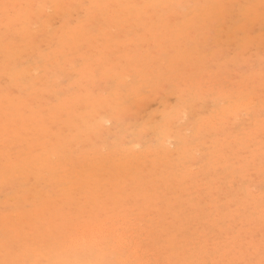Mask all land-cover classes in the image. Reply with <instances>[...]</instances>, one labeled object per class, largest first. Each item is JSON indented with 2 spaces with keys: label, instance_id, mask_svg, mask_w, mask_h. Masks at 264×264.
Wrapping results in <instances>:
<instances>
[{
  "label": "rangeland",
  "instance_id": "rangeland-1",
  "mask_svg": "<svg viewBox=\"0 0 264 264\" xmlns=\"http://www.w3.org/2000/svg\"><path fill=\"white\" fill-rule=\"evenodd\" d=\"M33 1L0 0V155L7 158L0 163V175L10 161L21 165L36 156L41 166L44 148L28 145L32 131L27 128L40 116L62 140H71L69 150L62 147L66 156L53 159L48 178L28 165L12 172L19 179L0 178V212L15 219L0 227V252L15 241L9 252L21 249L27 234L21 232L20 243L8 229L20 219L40 218L34 214L37 203L64 193L70 206L58 208L54 202L47 207L52 213L44 209V215L81 217L79 224L110 218L127 226L125 240L131 247L116 241V248L131 256L141 247V264L153 255L159 259L153 264L168 259L171 264L258 261L264 254V222L252 228L247 220L264 193V161L259 159L264 152V0H35L40 5L32 6ZM69 33L73 42L66 40ZM7 98L11 107L3 109ZM3 121L5 128L14 123L15 129L4 134ZM47 137L37 138L51 143ZM96 156L112 167L122 161L125 169L142 170L139 193L131 190L133 183L123 199L115 197L121 195L125 175L117 181L119 194L106 176L101 193L106 199L77 191L75 184L87 180ZM167 174L165 184L161 178ZM26 194L29 198L22 200ZM245 226L252 228L248 235ZM241 227L245 243L236 250L229 238ZM167 228L178 235L176 242L187 245L185 255L171 248ZM55 239L45 238L48 250ZM59 254L54 249L51 264L61 260Z\"/></svg>",
  "mask_w": 264,
  "mask_h": 264
},
{
  "label": "bare ground",
  "instance_id": "bare-ground-1",
  "mask_svg": "<svg viewBox=\"0 0 264 264\" xmlns=\"http://www.w3.org/2000/svg\"><path fill=\"white\" fill-rule=\"evenodd\" d=\"M23 2V0H21ZM27 1V0H26ZM35 1V0H34ZM32 2V6L34 3H36L37 1L39 2V0H37L36 2ZM45 1V0H43ZM16 2H19V0H16ZM48 2V1H46ZM142 2V1H141ZM21 3V2H20ZM19 3V4H20ZM116 3V2H115ZM128 3V2H126ZM125 3V4H126ZM24 4V3H22ZM37 5L39 3H36ZM34 4V6L36 5ZM99 4V3H98ZM117 4V3H116ZM36 5V6H37ZM40 5V4H39ZM17 6V5H15ZM45 7L46 6V3H45ZM61 7V5H60ZM102 7V6H101ZM30 8V7H29ZM27 8V9H29ZM34 8V7H33ZM31 9V8H30ZM35 9V8H34ZM26 10V9H25ZM24 10V11H25ZM32 10V9H31ZM38 10V8H37ZM34 11V10H33ZM26 12V11H25ZM24 12V13H25ZM30 13H32V11H29ZM24 13L22 15H24ZM28 13V12H27ZM29 13V14H30ZM35 15V14H34ZM34 15H32L33 19L35 18ZM31 16V15H30ZM117 18V17H116ZM31 19V18H30ZM32 19V20H33ZM25 20V19H24ZM27 21V19H26ZM120 22V20H118ZM123 21V20H122ZM121 21V22H122ZM25 22V21H24ZM117 22V24L119 23ZM25 24V23H24ZM32 26V25H31ZM28 30V29H27ZM67 30V29H66ZM112 30V29H111ZM30 31V30H29ZM17 32V31H16ZM74 32V31H73ZM80 32V31H77V33ZM72 33V32H71ZM69 33V36L66 37V40L67 39H70L71 42H73L75 39L73 36L74 34H71ZM82 33V32H81ZM44 35V34H43ZM76 35V34H75ZM134 36V35H133ZM10 37V36H9ZM55 38V37H54ZM58 38V37H57ZM65 38V37H64ZM63 38V40H65ZM60 40V38H59ZM62 40V39H61ZM35 42V41H34ZM59 42V41H58ZM2 45V44H1ZM11 47V46H10ZM13 47V46H12ZM11 50V49H10ZM9 50V51H10ZM160 51V50H159ZM14 52V51H13ZM15 53V52H14ZM87 53V52H86ZM155 54V53H154ZM26 56V55H25ZM10 58V57H9ZM8 58V59H9ZM74 60V59H73ZM155 60V59H154ZM156 61V60H155ZM10 61H9V65H7L6 67H8L7 69L11 68L10 66ZM172 63V62H171ZM12 65V64H11ZM68 66V65H67ZM15 67V66H14ZM6 71V69H5ZM9 72V71H8ZM6 73V74H9V73ZM16 73V72H15ZM20 73V72H19ZM19 73H16V74H19ZM36 73V72H35ZM30 74V73H29ZM28 74V75H29ZM87 74V73H86ZM22 75V74H21ZM20 76V74L18 75ZM48 76V75H47ZM28 77V76H27ZM30 77V75H29ZM32 77V76H31ZM11 78V77H9ZM7 78V79H9ZM20 79V78H18ZM43 79V78H42ZM8 81V80H7ZM16 81V80H15ZM45 82V81H44ZM22 83V82H21ZM18 85L21 86V84L18 82ZM32 86V85H31ZM176 86V85H175ZM22 88V86L20 87ZM18 90V89H17ZM157 91V90H156ZM161 91V90H160ZM159 91V93H160ZM16 92V91H15ZM196 94V93H195ZM160 95V94H158ZM202 95V94H201ZM157 96V95H155ZM154 96V97H155ZM8 98L10 96H7ZM6 99V103L2 106L3 109H10L9 107V99ZM155 100V98H154ZM31 101V100H30ZM32 102V101H31ZM65 102V101H64ZM88 102V101H87ZM30 104V103H29ZM253 104V103H251ZM249 104V105H251ZM64 105V104H63ZM92 105V104H91ZM248 105V106H249ZM101 106V104H100ZM168 106V105H167ZM30 107V106H29ZM239 107V106H238ZM251 107V106H250ZM47 108V107H46ZM61 109V108H60ZM102 109V108H101ZM170 109V108H169ZM12 110V109H11ZM14 110V109H13ZM93 110V108H92ZM90 110V112L92 111ZM62 111V110H61ZM13 113L15 112L12 111ZM35 112V111H33ZM108 112V111H107ZM110 112H111V115L113 114V116H115L114 114V110L113 108L110 109ZM62 113V112H61ZM95 113V112H93ZM102 113V112H101ZM91 114V113H90ZM103 114H104V111H103ZM89 115V114H88ZM92 115V114H91ZM232 115V114H231ZM241 115V114H240ZM99 116V115H98ZM60 117V115H59ZM70 117V116H69ZM156 117V116H155ZM170 117V116H169ZM77 118L79 119L80 121V118L81 116L78 115ZM98 118V117H96ZM217 118V117H216ZM239 118V116H238ZM171 119V118H170ZM94 119L92 118L91 121H93ZM97 120V119H96ZM172 120V119H171ZM5 121V120H4ZM3 123L1 124L3 127L2 130H4V134L8 132V130H14L15 128V124L14 123H9V128H5V124L6 123ZM59 121H62L61 120V117L59 118ZM86 121V120H85ZM106 121H110V119H107ZM179 121V120H178ZM177 121V122H178ZM111 122V121H110ZM104 123V122H103ZM108 123V122H106ZM70 124V123H69ZM75 124H78V123H75ZM81 124V122H80ZM88 124V123H87ZM86 124V126H87ZM109 124V123H108ZM207 124V123H206ZM233 124V123H232ZM168 125V124H167ZM79 126V124H78ZM85 126V125H84ZM88 126H90L88 124ZM18 127V126H16ZM101 128L103 127L100 126ZM170 127V126H169ZM27 128L28 130L31 132L32 131V135H31V138H30V143H28V145H31V144H36V145H39V146H43L44 148V153H45V158H43L41 160V166L40 165V162L39 160L37 159L38 157H34L33 160L31 161H28L27 163H24V164H21L19 162H14L13 163L10 161L7 165H5V169H6V172L2 173L3 175L1 176L0 175V178L1 179H4V178H10V179H16L18 177L17 174H13L12 175V172L14 171V169H22L24 168L26 165L32 167L34 170L35 169H39L41 170L42 172H40L41 174L42 173H45L44 176H46V173L50 172L53 168H52V161L53 159H58V158H63L64 156H66V152H62V147L65 146V150H69V144H70V141L71 139H64L62 140V136L59 137L57 136V133L51 131L50 127H48L47 123H46V120L45 118H43L42 116H40V118H36L35 121H33L32 123H30V125L28 126L27 125ZM71 129L73 128V125L70 127ZM99 128V129H101ZM209 128V127H208ZM112 129V128H111ZM116 129V127H115ZM48 130L49 132H51L50 134H48ZM75 130V129H73ZM77 130V129H76ZM206 130V129H205ZM82 131V130H80ZM102 131H105V130H102ZM114 131V130H113ZM88 132V131H87ZM98 132V131H97ZM71 133V132H70ZM60 134V133H59ZM75 134V133H74ZM79 134V133H78ZM76 137H82L81 135H78ZM94 134V133H93ZM40 135H43V137L46 139V137L49 139L50 137H52V141L51 143H47V144H44V143H40L38 138ZM51 135V136H50ZM76 135V134H75ZM84 135V133L82 134ZM70 136V135H69ZM68 136V137H69ZM66 137V136H64ZM59 138H61V140H59ZM71 138V137H69ZM88 138V137H87ZM111 138V137H110ZM73 139V138H72ZM76 139V138H75ZM80 140V139H79ZM82 140V139H81ZM80 140V141H81ZM88 139H85V141H87ZM162 142H163V139H161ZM61 141V142H60ZM78 141V140H77ZM166 142V140H165ZM164 142V143H165ZM85 146L87 143H83ZM121 144V143H120ZM123 144V143H122ZM17 147H20L18 146V144H16ZM25 146V145H24ZM35 146V145H34ZM119 146V145H118ZM164 146H167V145H164ZM159 147V146H158ZM156 147V148H158ZM21 148V147H20ZM23 149H26V148H29V147H22ZM40 148V147H39ZM38 148V149H39ZM71 148L73 149V146L70 147V150ZM135 148V147H134ZM170 149V148H169ZM43 150V149H42ZM74 150V149H73ZM73 150H71L73 152ZM167 150V149H166ZM163 152V150H161ZM168 151V150H167ZM75 152V151H74ZM154 152H155V155H159L160 154V151H159V148L158 150L154 149ZM174 152V151H173ZM43 153V154H44ZM165 154V153H164ZM152 155V154H150ZM170 154H168L169 156ZM43 156V155H42ZM41 156V157H42ZM72 156V155H71ZM78 156V155H77ZM81 156V155H80ZM83 156V155H82ZM99 156V155H98ZM96 156L95 158H93V161L91 159L88 158V160H91V162L89 163V161L87 160V162L89 163V167H88V173L89 175H87V180L83 183V182H78L76 183V187L75 189L81 193H93L95 196L94 198L98 201L100 200H103V199H106L108 197V195H105V196H102L101 193H102V190L104 188V185H105V178L106 176L109 178V181L111 182V185L112 187L114 188V191L116 192V194H119V189H117L118 187V182L117 181H120L119 179L122 178L123 175L127 176V178H125L126 180H124V182L126 183L123 188H121V191H120V194L121 195H117L115 197H117L119 200L123 199V197L126 196L125 194V189L127 190L128 188L131 187V185L133 183H135L136 187L134 186L131 190H133L134 193L138 194L139 192V188H137V186L139 187L141 185V182L143 180L142 178V175H143V172L142 170L139 171L138 169L137 170H134L132 168L130 169H125V163L124 162H119V163H115V165H113V167L111 166V163H106L108 159H106V162L101 159L100 157ZM164 156V155H163ZM259 156V155H258ZM257 156V157H258ZM74 157V155H73ZM67 158V157H66ZM7 159V158H5ZM4 159V156L1 154L0 155V163L2 164V162L5 160ZM85 159V157H84ZM83 159V160H84ZM87 159V157H86ZM261 160V162L263 163L264 161V152L262 153L261 155V158H259ZM15 160V159H14ZM60 161V160H59ZM71 161V160H70ZM78 161V160H77ZM214 161V160H213ZM21 162V161H20ZM69 162V161H68ZM86 162V163H87ZM215 162V161H214ZM54 163V161H53ZM71 163V162H70ZM199 163V162H198ZM67 164V163H66ZM114 164V163H113ZM72 165V164H71ZM141 165V164H140ZM154 165V164H153ZM149 166V165H148ZM64 167V166H63ZM59 168V166H58ZM58 168H55V170H58ZM30 169V168H29ZM243 172L245 171H248L247 167H244V168H241ZM110 170H112L111 172H109ZM261 170L264 172V164H262L261 166ZM30 171V170H29ZM32 171V170H31ZM146 171V170H145ZM109 172V173H108ZM34 173V172H32ZM36 176L38 177L40 174L39 172H36L35 173ZM244 174V173H242ZM28 173L26 175H24L25 178H28L27 177ZM100 175L101 177L97 180L95 178V176H98ZM164 176V175H163ZM31 178L33 176H30ZM47 178L49 176H46ZM45 177V178H46ZM147 177V176H146ZM30 178V181L32 180ZM19 179V177H18ZM170 177L169 175H165V177L161 180L163 183H168ZM36 180V179H35ZM4 181V180H3ZM6 181V180H5ZM49 182V181H48ZM53 182H55V179H53ZM97 182V183H96ZM43 183V182H42ZM52 184V183H51ZM143 184V183H142ZM164 184V185H165ZM82 185H85V186H82ZM217 186V184H216ZM215 186V187H216ZM34 187V186H33ZM32 188V186H31ZM73 188V187H72ZM70 189L68 191V193L73 196L75 194V190L73 189ZM202 188V187H201ZM36 189V188H35ZM34 189V190H35ZM39 189V187L37 188ZM41 189V192L44 191V188H40ZM117 189V190H116ZM198 189V188H197ZM203 189V188H202ZM210 189V188H209ZM18 190V189H17ZM33 190V188L31 189ZM43 190V191H42ZM77 191H76V194H77ZM40 192V191H39ZM40 192V193H41ZM129 193V191H128ZM30 194V193H29ZM92 194V196H93ZM26 194L25 196H23L24 198H22V200H26L28 199L30 196V199H31V194L28 195ZM42 195V194H41ZM28 198H27V197ZM43 197H45L43 195ZM47 197V195H46ZM49 198V197H48ZM56 198V197H55ZM258 198V197H257ZM29 199V200H30ZM46 199V198H44ZM117 200V201H119ZM69 201H71L70 198H67L65 197V194L62 193L60 194L59 197H57L55 200L52 201V198L51 199H48L46 202L48 203H37V206H35V213L34 214H37V216L40 218H36V219H33L32 221H28V222H25L24 219L22 222V219H20V224H13L12 225V228L11 229H8V231L12 234H16L18 236V238L20 239V243H22V236L21 235V232L23 233V231L25 232V234H27V242L24 243V245L21 247V249H18L16 250L15 253H12V252H9V248H11L12 246H14L16 244V241L15 242H12L10 243L8 246L9 248L0 252V264H51V261L49 259V256L51 255V253L54 251V249H57L59 248V250H61V260L55 264H70L71 262V259L72 258H76L73 263L71 264H133L134 262L131 260V256L133 257L134 261L136 264H141V259H140V252H141V247H134L133 249V252H132V249H131V256H127L125 255V251L121 250L119 251L118 249H120V246H123L124 247H127L130 245V244H126V236H125V232L126 230H129V228L127 226L125 227H120L118 224L115 223L114 220L112 219H105V218H102V219H97V221L99 222H93V224H79L81 217L80 218H72V217H62V218H59V217H50V215L48 213H46V215H44L45 212L44 209H47L49 212H51L49 210V206H52L54 202H56L55 204L58 206L59 208V205L61 206L62 205H66V206H70L69 205ZM258 201V200H257ZM11 202V201H10ZM199 202L196 204V208H199L200 210V206H199ZM201 203V202H200ZM204 205V204H203ZM206 206V205H204ZM65 207V206H64ZM256 212L253 213V215L251 217H249V220H247V223H249V226H252V228H255L256 227V224L257 223H260L261 221L264 222V193H262V196L260 197L259 201H258V205L256 207ZM39 212H42V214H40ZM166 212V211H165ZM52 213V212H51ZM200 215L203 217L205 216V218L207 219V214H205V212H199ZM237 213V212H236ZM233 214V216H239L240 214ZM17 214V213H16ZM16 214L13 216L16 217ZM19 214V213H18ZM33 214V215H34ZM55 214V213H54ZM30 215V214H29ZM20 216V215H18ZM23 216V215H22ZM36 216V215H35ZM36 216V217H37ZM230 216H232V214L230 213ZM29 217V216H28ZM13 218V217H11ZM9 219L7 217L6 214H2V212H0V227H8L10 225V223L12 224L13 221L11 222L10 220L12 219ZM21 218V217H19ZM23 218V217H22ZM120 218V217H119ZM14 219V218H13ZM18 218H16L17 220ZM114 219V218H113ZM118 219V218H117ZM210 218H208L209 220ZM15 220V219H14ZM30 220V219H29ZM108 220H110L108 222ZM116 220V219H115ZM121 221V220H120ZM130 221V220H129ZM15 222V221H14ZM22 222V223H21ZM18 223V222H17ZM121 223V222H120ZM124 223V221H123ZM22 224V225H21ZM121 225V224H120ZM246 229H244L243 227L239 228L238 231H237V234H234L232 235L229 239L231 241L230 243V246L236 250H241L242 249V246H244V243L245 241H242L240 239L241 237V230L244 229V231H246V234H250L251 233V229L247 226H245ZM152 231V230H151ZM221 231V230H220ZM175 232V231H174ZM132 233V232H131ZM144 233V231H143ZM177 233V232H176ZM147 233H145L146 235ZM45 235V236H44ZM155 235V234H154ZM167 238L169 239L170 243L172 244L171 245V248L175 251H181L180 254H184L187 253V245L184 244L183 242L180 243V242H176V236L178 237V235L176 234V236L174 235V233L171 231V229L167 228L166 229V234ZM170 235V236H168ZM133 236V235H132ZM131 236V237H132ZM22 237V238H20ZM47 237H56L55 241L53 240V246L50 250H48V247L46 246L47 244H45V238ZM129 237V238H131ZM139 238V236H138ZM143 238V237H142ZM25 240V239H24ZM50 238H49V242H50ZM131 240L133 241V238H131ZM129 240V242L131 241ZM135 240V239H134ZM252 240V239H251ZM116 241H119V245L117 246L116 248ZM122 242V243H121ZM139 242V240H138ZM52 243V241L50 242ZM133 243H136V241ZM132 243V244H133ZM251 243L255 246L254 248L255 249H258L260 247V245L258 244H255L253 243V241H251ZM138 244V243H137ZM51 245V244H50ZM55 245V246H54ZM49 246V245H48ZM193 246V245H192ZM18 247V246H17ZM131 247V246H129ZM145 246H143L142 248H144ZM164 247V246H163ZM11 250V249H10ZM144 253V251H143ZM152 254V252H150ZM207 252L204 250L202 252V259L204 261H206L207 259ZM231 254V252H230ZM229 253H226L225 256L226 257H229L230 256ZM243 252H239L238 255H241L242 256ZM147 255V254H146ZM57 256V255H56ZM60 258V257H59ZM142 258V257H141ZM238 258H240L238 256ZM214 261L216 260V258L213 259ZM244 261H247V259H243ZM260 260V261H259ZM146 261V260H145ZM159 262V259L157 258V256H154L153 255V258L152 260L148 263V264H153V263H156V262ZM161 262V261H160ZM134 263V264H135ZM143 263V262H142ZM256 264H264V254L261 256V258L259 257L258 258V261L255 262ZM255 263H251V264H255ZM54 264V263H53ZM161 264H171V259H168V260H165V262H161ZM204 264H207V262H205Z\"/></svg>",
  "mask_w": 264,
  "mask_h": 264
}]
</instances>
